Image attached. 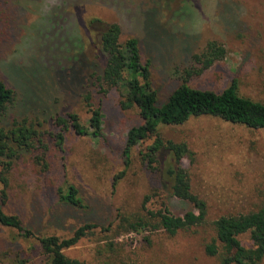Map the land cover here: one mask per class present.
Listing matches in <instances>:
<instances>
[{"label": "rangeland", "instance_id": "obj_1", "mask_svg": "<svg viewBox=\"0 0 264 264\" xmlns=\"http://www.w3.org/2000/svg\"><path fill=\"white\" fill-rule=\"evenodd\" d=\"M159 1L0 0V79L15 94L0 125L25 121L39 137L31 151L12 160L1 206L35 235L68 237L81 225H98L64 250L85 264H217L205 253L214 236L209 222L264 205V129L192 117L179 126H162L160 132L187 145L182 164L192 192L206 201L207 222L174 236L122 228L121 216L142 211L145 195L150 199L144 205L156 210L167 190L140 162L138 151L150 140L133 149L129 165L124 162L127 132L140 118L135 107H121L122 89L99 94L92 80H85L93 71L100 73L105 56L99 45L101 23L87 34L84 22H116L122 40L139 39L160 100L180 84L192 55L216 40L225 47V57L187 83L220 90L236 80L240 94L264 103V0ZM88 92L103 113L102 135L79 136L67 128L58 146L55 117L73 112L87 126ZM68 184L77 188L82 207L59 202L56 189ZM171 203L176 204L172 212L181 214L182 204L175 198ZM15 236L0 226V264H47L33 238ZM239 240L245 247L252 244L247 233Z\"/></svg>", "mask_w": 264, "mask_h": 264}, {"label": "trees", "instance_id": "obj_2", "mask_svg": "<svg viewBox=\"0 0 264 264\" xmlns=\"http://www.w3.org/2000/svg\"><path fill=\"white\" fill-rule=\"evenodd\" d=\"M98 23L102 25L98 34L105 63L100 73L93 71L85 80H92V86L99 94H106L111 89H122L121 107L137 109L140 123L132 126L127 132L122 151L124 162L129 165L133 149L150 140L138 151L140 162L167 190L164 201L156 210L147 209L144 205L150 199L149 195H145L142 211L131 218L121 216L122 228L138 234L162 230L167 235L174 236L179 231L205 224L206 201L192 192L189 175L182 164L189 154L188 147L184 142L163 138L160 128L182 125L192 117L211 116L252 129H264V103L240 94L236 80H231L220 90L197 88L187 83L190 77L199 75L225 57V47L216 40H208L201 50L192 55V65L183 71L180 84L160 100L157 91L152 87L150 62L144 61L142 57L139 39L129 36L122 40L118 23L103 24L98 18L84 22V30L91 34L90 27ZM14 96L13 89L0 79V123L1 117L14 102ZM84 100L89 113L87 126L83 125L73 112L68 113L66 117H55V124L59 127L56 134L58 146L62 145L67 128L79 136L102 135L101 107L93 103L90 92L85 95ZM36 140H39L38 133L25 121H14L7 128L0 125L2 202L6 197L7 174L13 166L12 160L21 151H31ZM56 190L60 203L72 207L83 206L74 185L58 186ZM172 198L182 204L181 214L172 212L171 209L176 206L171 203ZM209 223L214 236L206 244L205 253L216 257L217 264H261L264 258V205L246 213L220 215ZM0 226L14 231L17 237L33 238L36 243L34 248L47 264H85L79 259L67 256L64 250L74 247L98 227L96 224H84L68 237L54 234L35 235L23 225L17 215L4 212L1 202ZM244 233L249 234L252 241L250 247H245L239 240V235ZM144 238L147 240L146 235ZM21 263L23 261L19 264Z\"/></svg>", "mask_w": 264, "mask_h": 264}]
</instances>
